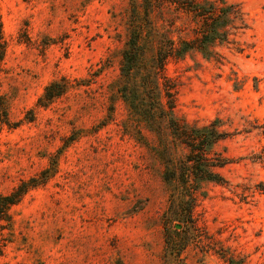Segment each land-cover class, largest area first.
Here are the masks:
<instances>
[{
	"label": "rangeland",
	"instance_id": "rangeland-1",
	"mask_svg": "<svg viewBox=\"0 0 264 264\" xmlns=\"http://www.w3.org/2000/svg\"><path fill=\"white\" fill-rule=\"evenodd\" d=\"M227 1L247 27L166 64L176 117L228 132L212 148L226 182H199L182 218L159 138L115 96L130 1L0 0V192L44 175L0 219V264H264V0ZM163 19L190 35L171 7Z\"/></svg>",
	"mask_w": 264,
	"mask_h": 264
},
{
	"label": "trees",
	"instance_id": "trees-1",
	"mask_svg": "<svg viewBox=\"0 0 264 264\" xmlns=\"http://www.w3.org/2000/svg\"><path fill=\"white\" fill-rule=\"evenodd\" d=\"M129 1L127 37L121 52L115 96L124 101L130 117L139 118L159 138L165 162L163 179L169 188L171 202L178 210L176 215L184 218L190 213L199 182H226L220 168L229 158L213 152L212 148L225 139L228 132L222 128L219 118L194 125L176 117V86L166 73V64L171 58H182L194 51L205 58L214 56L217 47L230 43L232 34L247 27L245 13L239 3L227 0ZM166 7L188 19L189 36L176 31L173 20L156 21V14H162ZM164 26L179 35L173 38L164 31ZM152 47L154 52L149 55ZM4 54L0 13V71ZM66 88L64 78L52 80L44 87L37 105L46 106ZM109 108L113 109L112 101ZM177 152L180 156L176 158ZM43 176L23 180L8 193L0 192V219L9 220L8 209L28 189L40 184Z\"/></svg>",
	"mask_w": 264,
	"mask_h": 264
}]
</instances>
